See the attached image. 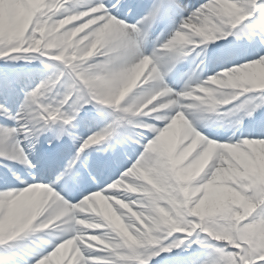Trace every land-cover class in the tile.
<instances>
[{
	"label": "snow or ice",
	"instance_id": "obj_1",
	"mask_svg": "<svg viewBox=\"0 0 264 264\" xmlns=\"http://www.w3.org/2000/svg\"><path fill=\"white\" fill-rule=\"evenodd\" d=\"M134 8L128 0H0V264H264V119H256L264 103H253L264 89L218 97L209 82L231 71L258 80L264 54L229 67L221 53L220 72L179 91L168 83L218 37L264 53V0H150L129 23ZM69 30L89 37L86 55L54 47ZM20 59H40L52 72L25 84L8 66ZM103 114L107 122L93 131ZM228 117L234 130L255 124V138L220 143L199 131ZM187 161L204 167L181 190ZM233 191L252 212L223 232L217 221ZM93 203L111 208L112 226L131 240L93 241L104 229L77 224L91 219ZM45 230L55 239L37 253L27 241Z\"/></svg>",
	"mask_w": 264,
	"mask_h": 264
},
{
	"label": "clouds",
	"instance_id": "obj_2",
	"mask_svg": "<svg viewBox=\"0 0 264 264\" xmlns=\"http://www.w3.org/2000/svg\"><path fill=\"white\" fill-rule=\"evenodd\" d=\"M43 23L47 25L48 20H44ZM57 23H58V27L55 28V32L59 33L60 27H63L68 22L64 21ZM60 35L62 36L63 39L55 41L54 47H63L66 53H71L72 56L77 58L86 55L88 51L89 37H82L80 39H77L78 30H69L67 33H61ZM209 82L215 84V87L218 89V92L216 93L218 97H225L230 91H233L238 88L258 87L264 89V74H262L258 80H253L241 72L231 71L228 73H222L220 74L219 77L209 78ZM144 106L146 107V105ZM140 111H142V108L140 109ZM148 114L149 113H145V115ZM175 123L179 126V124L181 123L179 117H177ZM184 144L185 142L183 140L178 142L177 154H179L182 150H184ZM259 163L261 169L264 170V159H262ZM183 167L189 169L188 180L187 183L179 185V188L181 190L185 188L192 189L195 181L199 178V175L203 170L204 166L197 167L193 162L187 161L183 165ZM241 169H243V165H241ZM224 175L226 177L231 176L232 170L228 169L224 173ZM145 179H147V177H145ZM149 183H151V181H149ZM119 190L123 194H127L129 191V189L126 186ZM161 191H163V189H161ZM108 199L112 200L113 204L119 203L118 201L115 200V198H108ZM86 207H89L90 209L88 215L91 217V219L84 221H77V224H79L82 228H86V229H98V228L104 229L103 235L101 237L91 238L93 241L98 243H104L106 241L115 242L116 240H120V242L123 243L126 240H131V237L128 236L127 233L123 231H116L112 226V222L109 219V214L112 211L111 208L100 207L95 203ZM251 212H252V208L247 202V200L241 197L239 193L233 191L231 203L229 204L228 207V215L220 216L218 218L217 223L220 226L221 230L223 232H226L229 231L231 228L232 219H234L235 222L239 224L240 221L246 219L247 216L251 214ZM129 229L132 232H138V230L132 224H129Z\"/></svg>",
	"mask_w": 264,
	"mask_h": 264
},
{
	"label": "bare ground",
	"instance_id": "obj_3",
	"mask_svg": "<svg viewBox=\"0 0 264 264\" xmlns=\"http://www.w3.org/2000/svg\"><path fill=\"white\" fill-rule=\"evenodd\" d=\"M141 0H128V2L130 3V4H133L135 7H136V2H140ZM150 2V0H147L146 1V4L147 3H149ZM184 2L185 3H187V4H190L189 6L190 7H193L192 5H191V3L192 2H190V0H184ZM201 3H203V0H198L197 1V5H199V4H201ZM196 5V6H197ZM134 12H136V10H135V8H134V11H133V13ZM132 13V14H133ZM131 18V16H129L128 17V21H129V19ZM230 38V37H229ZM219 40H220V38L218 37L216 40H214V41H211V42H208V44H207V46H206V50H205V52L206 53H212L216 48H217V46L220 44L219 43ZM218 44V45H217ZM150 47L151 46H149V50H150ZM244 52V53H246V52H249V54H251V55H257L258 53L260 54V52H261V50L259 49V48H257V47H255V46H252V45H248V46H241L240 47V50L238 51V52ZM250 56V55H249ZM197 55H196V53L195 52H193L191 55H189V57L186 59V60H184L181 64H179V65H177V68H176V71H182V70H185V69H189L190 68V64L191 63H193V62H195L196 61V59H197ZM247 57V56H246ZM190 59H192V61L190 60ZM206 61H207V63H206ZM205 61V63H206V65H205V69H207L208 68V66H210V68L212 67V65L213 64H217V58H213V59H208V60H206ZM210 61H211V63H210ZM197 63H198V61H197ZM197 65V64H196ZM10 68H12L19 76H21L22 78H23V81H24V83L25 84H35V83H38L40 80H43V79H45L46 78V76L45 77H43V78H41L39 81H38V79H39V77L40 76H44V73H45V71H46V73H49V72H47V70L45 69V67H43V66H33V65H31L28 61H27V59H20L19 61H18V64H15V65H11V64H9L8 65ZM39 67H41V69L39 68ZM4 68H5V62L3 61L2 63H0V71H2V70H4ZM202 68H204V66L203 65H201L200 66V68H198V70H197V68L196 67H193V71L192 72H194L195 74H200L201 73V70H202ZM176 71H175V73H176ZM206 72V71H205ZM174 73V74H175ZM180 74V73H179ZM179 74H177L176 76L177 77H175V78H173V77H169L168 78V83L174 88V89H178L177 91H179L181 88H183L184 87V85L186 84V83H188L187 81H180L179 79H178V76H179ZM196 78H199V76L198 77H196ZM188 80H189V77L187 78ZM253 103L254 104H260V103H264V100H261L260 98H259V94H257V97L256 98H254L253 99ZM90 115H96V110L93 112H91L90 113ZM107 116H106V114H103V115H100L99 116V118H98V120H97V123H100V121L101 122H107ZM217 119H220V118H217ZM229 119H234V117H229ZM256 119L257 120H260V119H264V110H262L261 112H259V113H257V116H256ZM231 120H229V121H231ZM230 127H231V124H230ZM254 127H256V125L255 124H253V123H249L247 120L244 122V124H242L241 126H240V128H239V130H234V129H232L231 128V132H230V134H233V133H236L237 134V136H236V138L238 139V137L239 136H241L242 135V132H248V131H251ZM221 129L223 130L224 129V126H222V127H220V129H219V131H221ZM199 131H201V134L202 135H204L206 138H212V139H217V140H220L221 138L220 137H216L213 133H212V130H211V127H205V128H201V129H199ZM224 131V130H223ZM226 131H229V129H226ZM226 132H224V134H225ZM226 135V134H225ZM231 137V136H230ZM230 137H228L227 136V138L231 141V139H230ZM253 136H251V138H252ZM43 139V138H42ZM222 140H225V139H222ZM71 155V151L69 150L68 151V153H67V156H70ZM3 171H5L4 169H0V173H2ZM0 190H3V188H0ZM45 238V239H43V240H40V244H41V246H40V244H37L36 243V239L38 240V239H40V238ZM55 239V237L54 236H51V235H49L48 234V230H45L44 232H42V233H40V234H36V235H34V236H32V237H30L29 238V240L27 241V242H34V244L32 245V247L34 248L35 247V245L37 244L38 245V247H36V249L34 250L35 252H37V253H43L44 252V250L46 249V250H48L49 249V251L51 250L50 249V244H51V242L53 241ZM47 241V243H45Z\"/></svg>",
	"mask_w": 264,
	"mask_h": 264
},
{
	"label": "rangeland",
	"instance_id": "obj_4",
	"mask_svg": "<svg viewBox=\"0 0 264 264\" xmlns=\"http://www.w3.org/2000/svg\"><path fill=\"white\" fill-rule=\"evenodd\" d=\"M142 15V14H141ZM46 59V58H45ZM31 65H33V66H43V67H45V69L47 70V72H49V73H46V71H45V73H44V76L42 75V76H40L39 77V79H38V81L41 79V78H43V77H48L50 74H51V72H52V69L51 68H49V67H47L46 66V63H42L41 62V60L40 59H32V60H27ZM3 61H0V63H2ZM9 64H11V65H15V64H18V61H16L15 63H12V62H9ZM40 69H41V67H39ZM234 104H236V102H233V105ZM224 108H228V107H230V106H223ZM93 112L95 111V109H93L92 110ZM106 122H102V123H100V125H99V129L100 128H102L103 126H104V124H105ZM102 124V125H101ZM43 239H45V238H40V239H36L37 240V244H40V240H43ZM208 241H205V243H207ZM33 245L34 244V242H30V243H28V245H29V247H30V245ZM35 245V247H34V249L33 250H35L36 249V247H38V245ZM40 246H41V244H40ZM196 246L195 245H193V248H195ZM45 251H49V249L48 250H44V252Z\"/></svg>",
	"mask_w": 264,
	"mask_h": 264
}]
</instances>
